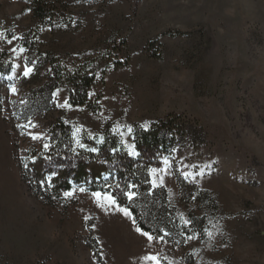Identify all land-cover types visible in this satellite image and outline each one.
<instances>
[{"label":"rangeland","instance_id":"rangeland-1","mask_svg":"<svg viewBox=\"0 0 264 264\" xmlns=\"http://www.w3.org/2000/svg\"><path fill=\"white\" fill-rule=\"evenodd\" d=\"M0 50V264H264V0H0ZM52 65L91 73L98 109L58 86L26 113ZM169 116L187 134L149 180L183 225L202 220L183 243L148 241L83 185L49 197L22 174L56 123L75 152L111 138L129 155Z\"/></svg>","mask_w":264,"mask_h":264},{"label":"trees","instance_id":"trees-1","mask_svg":"<svg viewBox=\"0 0 264 264\" xmlns=\"http://www.w3.org/2000/svg\"><path fill=\"white\" fill-rule=\"evenodd\" d=\"M11 71L12 63L7 53L0 50V76H7ZM53 73L55 84L35 91L29 99L26 113L38 112L43 108L47 110L50 95L58 86L67 88L69 105L94 111L98 109V105L92 106L88 98V92L95 83L91 73L76 69L60 74L54 66ZM50 134L48 152L29 153L22 167V174L31 190L49 197H60L70 192L73 185H83L89 192L110 191L133 213L136 226L153 237L170 243L177 240L183 243L198 233L202 220L191 217L189 225H183L169 205L165 190L152 188L149 180L150 170L160 167L163 160L172 155L173 149L182 144L187 134L176 118L169 116L148 129L134 131L136 156H129L118 141L111 138L101 145L93 144L97 149L95 153L75 152L69 130L59 123L51 128ZM117 184L120 189L134 192L132 202L116 188ZM128 185L136 187L128 189ZM197 195L198 198L205 196L202 193Z\"/></svg>","mask_w":264,"mask_h":264},{"label":"snow or ice","instance_id":"snow-or-ice-1","mask_svg":"<svg viewBox=\"0 0 264 264\" xmlns=\"http://www.w3.org/2000/svg\"><path fill=\"white\" fill-rule=\"evenodd\" d=\"M29 71H31V70H29ZM25 74L27 75V73H25ZM13 91H15V89H13ZM45 147H47V146L45 145ZM80 148H82V149L84 148L83 143L80 144ZM86 150L89 152H92V153L97 152V149L95 147H91V148H88ZM129 155L135 156V155H137V153L135 152V150H133L129 153ZM165 162H167V161H165ZM152 171H155V169H153ZM135 187H136L135 185H128L127 186L128 189H134ZM116 188L120 189V185L117 184ZM80 191L84 192L85 190L83 188H81ZM120 191L126 196V198L129 202H132L134 200V192L133 191H128L127 189H120ZM65 195L69 196L71 194L66 193ZM94 196L98 199L103 196L104 199H106L107 201L110 202L108 205L109 207L118 209L120 212L123 213V215L125 217L133 216V213L128 208L124 207L123 203L121 201H119L110 191L102 190L101 192H94ZM132 223L136 224V220L133 219ZM136 232L140 233L142 236H146L148 241L153 240V236L150 235L146 231H142L141 227H136Z\"/></svg>","mask_w":264,"mask_h":264}]
</instances>
